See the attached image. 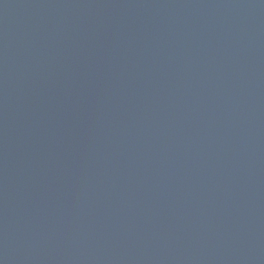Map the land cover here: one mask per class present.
I'll use <instances>...</instances> for the list:
<instances>
[{
  "label": "water",
  "instance_id": "obj_1",
  "mask_svg": "<svg viewBox=\"0 0 264 264\" xmlns=\"http://www.w3.org/2000/svg\"><path fill=\"white\" fill-rule=\"evenodd\" d=\"M0 264H264V0H0Z\"/></svg>",
  "mask_w": 264,
  "mask_h": 264
}]
</instances>
